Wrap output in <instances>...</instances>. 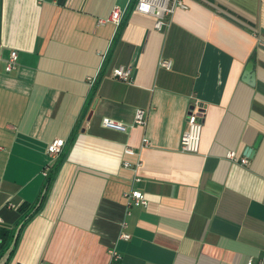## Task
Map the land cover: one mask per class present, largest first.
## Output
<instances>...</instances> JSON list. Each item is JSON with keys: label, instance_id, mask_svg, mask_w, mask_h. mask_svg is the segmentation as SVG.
Here are the masks:
<instances>
[{"label": "crops", "instance_id": "obj_1", "mask_svg": "<svg viewBox=\"0 0 264 264\" xmlns=\"http://www.w3.org/2000/svg\"><path fill=\"white\" fill-rule=\"evenodd\" d=\"M133 2L0 0V224L18 230L43 195L0 264H107L112 244L116 264L264 256V0H184L159 28ZM128 65L131 80L111 74ZM191 107L195 153L179 149ZM131 188L146 205L128 204Z\"/></svg>", "mask_w": 264, "mask_h": 264}, {"label": "built area", "instance_id": "obj_2", "mask_svg": "<svg viewBox=\"0 0 264 264\" xmlns=\"http://www.w3.org/2000/svg\"><path fill=\"white\" fill-rule=\"evenodd\" d=\"M133 7L136 11L151 14L156 18L155 26L161 27L165 21V17L171 15L178 8H186V3L184 0H134ZM122 11L119 7L115 6L108 20L112 21L114 24L118 25L121 22ZM104 20L100 19L99 22ZM17 60V52L15 50L11 51L6 63V70L10 71L15 67ZM160 65L166 68L171 67L170 60H161ZM131 66H118L112 69L111 74L122 80H131ZM89 82H93V78H88ZM133 123L143 125L145 123V111L143 109H136L134 114ZM187 128L183 132L180 138L179 149L182 152L195 153L199 149L200 137L203 126V112L200 109H194L191 107L186 114ZM103 126L114 128L117 130H125L126 125L117 122L108 117L102 118ZM144 142L147 140L144 138ZM66 141L63 138H53L47 146V153L51 160L55 161L62 151L64 150ZM226 156L234 161H239L241 164L246 163V158H237L233 150H229ZM51 165L47 164L43 170L44 175H48L51 170ZM139 177L136 176L134 181H139ZM128 200L129 205H146L147 199L142 191L137 188H131L124 194ZM119 237L127 239L129 235L125 232H121ZM109 259L107 264H116L120 259V254L116 250L115 246L112 244L108 248ZM246 264H264V256L259 258L249 257Z\"/></svg>", "mask_w": 264, "mask_h": 264}, {"label": "trees", "instance_id": "obj_3", "mask_svg": "<svg viewBox=\"0 0 264 264\" xmlns=\"http://www.w3.org/2000/svg\"><path fill=\"white\" fill-rule=\"evenodd\" d=\"M65 150H66V147L64 148V150L62 151L60 156L54 161L52 168L46 177V188L50 184L52 177H53V175H54V173H55V171L59 165V161H60L63 153L65 152ZM42 200H43V195H42L39 203L37 204V206L33 209V211L29 212L28 214L22 215L21 221L18 225V230H15V228L11 229L10 227H8L6 225L0 224V252L7 250L9 248H13V246L16 242L19 230L39 210V208L41 207L40 205L42 203Z\"/></svg>", "mask_w": 264, "mask_h": 264}, {"label": "water", "instance_id": "obj_4", "mask_svg": "<svg viewBox=\"0 0 264 264\" xmlns=\"http://www.w3.org/2000/svg\"><path fill=\"white\" fill-rule=\"evenodd\" d=\"M252 63H253V56H252L251 60H250L249 63H248V69L252 66ZM251 151H252V148H248V149H247V153H248V154H249Z\"/></svg>", "mask_w": 264, "mask_h": 264}]
</instances>
